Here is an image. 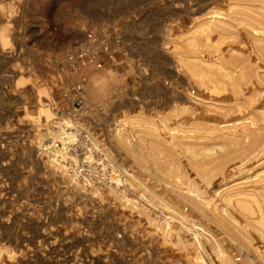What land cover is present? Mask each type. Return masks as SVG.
<instances>
[{"label":"rangeland","instance_id":"374dc122","mask_svg":"<svg viewBox=\"0 0 264 264\" xmlns=\"http://www.w3.org/2000/svg\"><path fill=\"white\" fill-rule=\"evenodd\" d=\"M0 264H264V0H0Z\"/></svg>","mask_w":264,"mask_h":264},{"label":"built area","instance_id":"2783aa9c","mask_svg":"<svg viewBox=\"0 0 264 264\" xmlns=\"http://www.w3.org/2000/svg\"><path fill=\"white\" fill-rule=\"evenodd\" d=\"M118 33L114 32L112 28H102L101 31H86L82 39L77 40L74 44L68 45L65 49L66 60L74 73H81L87 68H103V65L99 59L101 54H115L118 51ZM87 83V78L82 76L81 86ZM81 90L80 86L78 87ZM74 96L77 97V90L75 87H71ZM67 96V95H66ZM73 106L75 112H84L85 104L82 98H78L74 101ZM104 160L93 159L91 161L90 170L93 171L95 179H85V181L92 182L90 186L95 184V180L98 179L103 184H109L110 187L118 186V172L112 171L111 173L97 170L99 162ZM93 189V188H91ZM95 191H98L97 189ZM94 191V192H95Z\"/></svg>","mask_w":264,"mask_h":264},{"label":"bare ground","instance_id":"6f19581e","mask_svg":"<svg viewBox=\"0 0 264 264\" xmlns=\"http://www.w3.org/2000/svg\"><path fill=\"white\" fill-rule=\"evenodd\" d=\"M34 33H36V32H34ZM34 33H33V34H34ZM38 33H39V32H38ZM40 34H41V33H40ZM41 36H42V35H41ZM38 40H39V39H38ZM43 40H45V38H44ZM31 41H32V40H31ZM39 42H40V41H39ZM179 93H180V92H179ZM182 94H184V93H182ZM53 144H54V143H53ZM59 147H60V146H59ZM65 147H66V146H65ZM62 149H63V147H62ZM62 149H61V150H62ZM53 150H54V149H53ZM56 151H57V150H56ZM64 151H65V150H64ZM58 152H60V154H62V153H61L62 151L59 150ZM54 153H55V151H54ZM65 153H66V152H65ZM60 154H59V155H60ZM56 155H57V154H56ZM58 157H59V156H58ZM58 157H57V158H58Z\"/></svg>","mask_w":264,"mask_h":264}]
</instances>
